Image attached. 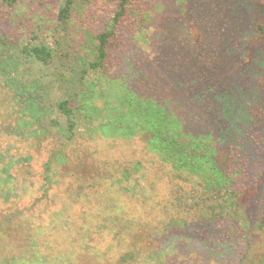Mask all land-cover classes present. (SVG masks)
<instances>
[{
  "label": "rangeland",
  "instance_id": "1",
  "mask_svg": "<svg viewBox=\"0 0 264 264\" xmlns=\"http://www.w3.org/2000/svg\"><path fill=\"white\" fill-rule=\"evenodd\" d=\"M17 1L19 6L24 3L43 10L52 3L51 0ZM102 3L106 0L93 2L83 23L73 21L72 25L83 29L71 35L75 38L72 44L75 55L79 58L88 52V35L92 34L88 28L102 21L91 26L92 16L106 17ZM0 10L10 12L11 8L4 4ZM134 10L120 29L122 43L116 54L121 63L111 75L117 79L116 85L146 96L165 93L186 132L206 134L208 130L211 144L206 148L212 147L223 170H231L226 167L230 163L241 168L237 160H260L257 171L247 175L244 183L249 193L243 205L244 224L238 230V237L224 229L221 221L215 224L204 221L200 211L186 216L192 220L186 221L181 228H168V222H159L157 215L155 219L158 220L150 224L147 212L164 203L171 190L165 181L166 172L162 171L166 170L161 169L163 163L148 149L146 133L134 135L137 131L132 129L119 137L98 127L93 130L90 125L93 137L89 138V132L85 138L79 137L62 157L67 163L56 162L58 165L46 173L45 164L57 146L56 140L28 137L24 132L21 135L9 115L0 116V154L29 155L31 161L12 168L13 186L18 192L23 190L25 195L20 200L10 199L8 203L0 198V215L15 212L10 208H16L13 202L18 201L16 205L20 209L25 205V208L38 206L39 210H47L43 217H37L36 211L32 223L53 221L57 230H65L69 216L73 224H80L78 216L85 210L78 204L68 214L64 212L67 218L63 217V212L56 216L54 210H62L61 201L68 200L67 190L75 191L80 183L87 188L94 178L96 182H93L114 193L111 181L121 178L122 172L127 171L131 180L130 183L124 180L121 191L130 193V197L123 196L120 191L114 193V197L120 208L123 207L121 210L127 211L137 222L140 217L145 224L149 222L141 229L142 240L134 244H138L134 248L142 252L140 257L147 254L148 247H154L156 250L169 249L163 264H234L245 252L249 240L256 243L251 258L258 260L264 255V231L260 229L264 214V0H137ZM17 11L26 13L20 8ZM2 12L0 34L5 36L11 22ZM42 24L49 34L50 23ZM19 30V26H15L18 35ZM109 94H106L108 99L98 100L100 105L104 100L107 104L113 103L111 98L115 93ZM4 98L0 99L5 102ZM184 115L190 118L186 121ZM127 136L129 138H123ZM37 142L40 147L36 146ZM137 164L140 167L135 171ZM54 171L58 175L52 178ZM46 176L56 180L50 187L45 183ZM183 187L190 189L189 185ZM87 234L76 227L58 240L47 239L46 245L54 248L59 243V250L67 249L66 255L73 256L74 264H122L120 256L127 249L122 251L115 247L109 236L92 241ZM181 237L192 241L188 243ZM109 244L114 247L106 254ZM86 245L89 250L85 252ZM127 264L153 263L138 259Z\"/></svg>",
  "mask_w": 264,
  "mask_h": 264
},
{
  "label": "trees",
  "instance_id": "2",
  "mask_svg": "<svg viewBox=\"0 0 264 264\" xmlns=\"http://www.w3.org/2000/svg\"><path fill=\"white\" fill-rule=\"evenodd\" d=\"M51 1L43 10L24 3L19 6L17 0H0V6L6 4L11 8L10 12L0 10L7 14L11 22L5 36L0 34V98L5 97V102L0 99V116H11L21 135L56 140L57 146L45 164L46 173L51 171L52 166L58 165L56 162L67 163L66 160L63 162L62 157L79 137L85 138L88 132L89 138L93 137L90 125L93 130L98 127L119 137L132 129L137 131L134 135L146 133L148 149L163 163L161 169L166 170L162 171L166 172L165 181L171 190L169 198L157 206L159 210L152 207L147 212V215L150 214V224L159 216V222H168V228H181L186 221L192 220L186 216L200 211L204 221L210 224L221 221L224 229L238 237V230L244 224L243 205L249 193L244 183L247 182V175L257 171L260 160H237L242 164L241 168L230 163L226 167H231V170H223L216 161L212 147L206 148L211 144L208 130L206 134L186 132L182 119L174 114L176 110L169 105V97L165 93L146 96L130 88L122 90L116 85L117 79L111 77L121 63L116 54L122 43L120 29L135 11L137 0H106V3H102L106 17L92 16L89 25L102 21L94 28H88L92 33L88 35V52L81 58L75 55L72 45L75 38H71V35L73 31L79 33L77 29H83L72 24L74 19L83 23L96 0ZM18 8L26 13L17 11ZM42 23H50L49 34L45 33ZM15 26H19V35L15 32ZM109 92L115 93L111 98L113 103L107 104V100H104L100 105L98 100L108 99L106 94ZM184 118L187 121L190 117L184 115ZM36 146L40 147L41 144L37 142ZM5 157L7 162H4ZM30 161L29 155L14 157L0 154V163H3L0 164V198L5 203L15 198L20 200L25 195L23 190H15L11 170ZM139 167L137 164L134 170L138 171ZM56 175L58 172L54 171L52 178ZM90 180L87 188L80 183L75 186V191L67 190L68 200L61 201L62 210H54L56 216L63 212V217L67 218L64 212H71L74 205L82 204L85 207L78 216L80 224H73L68 215L70 222L65 230H57L53 221H48V224L32 223L31 218L36 211L37 217H43L47 210H39L38 206L25 208L24 203L20 209L16 205L18 201H14L16 208L11 207L10 211H16L0 215V264H74L73 256L66 255L67 249L59 250V243L54 248H48L46 242L58 240L59 236L72 232L76 227L83 234L88 233L92 241L109 236L115 247L122 251L127 249L120 256L122 264L138 259L163 264L169 249L148 247L147 254L140 257L142 252L140 248H134L138 245L134 244L142 240L141 229L149 222L145 224L142 217L137 222L127 211L121 210L123 207L120 208L114 197V193L120 192L130 197V193L121 191V186L124 180L130 183L131 174L123 171L121 178L111 181L110 187L114 188V193L108 187L96 184L94 178ZM54 181L45 177L47 187ZM188 185L190 189L183 187ZM260 229L264 231V214ZM181 238L188 243L192 241L187 237ZM246 244L245 252L234 264H264V255L258 260L251 258L256 243L248 240ZM88 247L86 245L84 251L89 250ZM113 247L109 244L106 254Z\"/></svg>",
  "mask_w": 264,
  "mask_h": 264
}]
</instances>
